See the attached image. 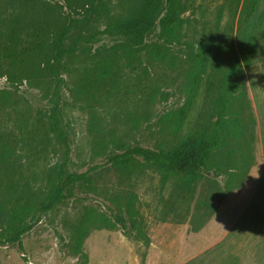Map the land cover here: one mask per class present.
<instances>
[{
  "label": "rangeland",
  "instance_id": "obj_1",
  "mask_svg": "<svg viewBox=\"0 0 264 264\" xmlns=\"http://www.w3.org/2000/svg\"><path fill=\"white\" fill-rule=\"evenodd\" d=\"M250 1L181 0L182 44L168 46L170 54L162 58L154 50L164 11L141 50L113 52L122 41L98 36L67 60L57 91L68 170L98 165L94 190L75 188L73 197L34 221L20 243H0V264H264V0L247 21L243 9ZM40 2L51 19L55 12L71 13L64 0ZM250 25L259 54L245 67L236 57ZM53 87L10 86L0 79V158L8 153L0 159V187L15 184L16 192L37 203L50 193L64 161L49 125ZM220 99L230 100L242 132L227 148L231 164L220 173L195 182L163 181L153 170L128 176L105 165L109 154L120 153L112 140L170 149L189 133L209 130ZM129 193L136 196L131 218L124 209ZM116 196L121 210L112 203ZM85 214H105L136 229L126 234L91 222L75 252ZM3 223L1 218L0 231Z\"/></svg>",
  "mask_w": 264,
  "mask_h": 264
},
{
  "label": "trees",
  "instance_id": "obj_2",
  "mask_svg": "<svg viewBox=\"0 0 264 264\" xmlns=\"http://www.w3.org/2000/svg\"><path fill=\"white\" fill-rule=\"evenodd\" d=\"M261 1L251 0L246 8L244 5L247 21L257 12ZM64 3L71 13L80 17L55 12L54 19H51L49 9L40 0H0V79L4 78L10 86L23 82L38 89L48 83L54 86L50 94L53 108L49 125L65 150L64 161L57 167L51 191L40 202L23 198L15 191V184L7 189L0 187L1 200H5H0V219L5 225L0 231V243L3 244L20 243L21 236L31 229L34 221L73 197L75 188L94 190L93 174L100 169L98 165L80 173L68 170L69 145L60 118L63 110L57 91L63 82V72L68 69L67 60L74 57L82 45L90 44L98 36L122 41L113 46V52L130 54L141 50L146 35L152 31L163 11L158 35L161 44L154 50V57L167 56L170 54L168 46L181 45L184 37L182 14L185 10L181 0H64ZM250 29L253 30L251 25L244 30L236 57L237 65L245 67L257 61L259 54L258 47L252 45ZM103 73L109 72L104 69ZM229 103L228 99L219 100L218 118L209 130L189 133L170 149L128 147L112 140L110 143L120 153L109 154L105 165L128 176L153 170L163 181L174 176L195 182L206 174L220 173L231 164L227 148L242 133L238 121L230 114ZM181 114L184 115V111ZM7 157L8 153L5 157L3 152L0 159ZM120 199L121 196H116L112 203L121 210ZM135 201L133 194L125 197L124 209L130 218L136 213ZM91 222L96 223V229H116L119 226L126 234L128 228L136 229L134 223L129 226L105 214L96 217L85 214L84 228L77 232L75 252L81 251L82 239L88 234L87 226ZM137 235L144 237L139 231Z\"/></svg>",
  "mask_w": 264,
  "mask_h": 264
}]
</instances>
